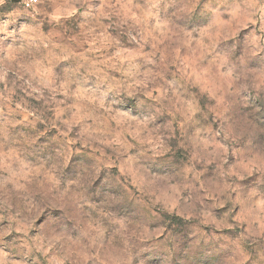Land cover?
Wrapping results in <instances>:
<instances>
[{
  "label": "clouds",
  "instance_id": "clouds-1",
  "mask_svg": "<svg viewBox=\"0 0 264 264\" xmlns=\"http://www.w3.org/2000/svg\"><path fill=\"white\" fill-rule=\"evenodd\" d=\"M0 264H264V0H0Z\"/></svg>",
  "mask_w": 264,
  "mask_h": 264
}]
</instances>
